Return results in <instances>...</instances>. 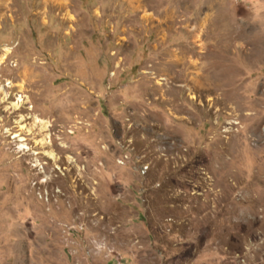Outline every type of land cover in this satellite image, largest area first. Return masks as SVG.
<instances>
[{
	"label": "rangeland",
	"instance_id": "obj_1",
	"mask_svg": "<svg viewBox=\"0 0 264 264\" xmlns=\"http://www.w3.org/2000/svg\"><path fill=\"white\" fill-rule=\"evenodd\" d=\"M0 264H264V0H0Z\"/></svg>",
	"mask_w": 264,
	"mask_h": 264
},
{
	"label": "bare ground",
	"instance_id": "obj_2",
	"mask_svg": "<svg viewBox=\"0 0 264 264\" xmlns=\"http://www.w3.org/2000/svg\"><path fill=\"white\" fill-rule=\"evenodd\" d=\"M172 58V57H171ZM20 100V99H19ZM15 105H17L18 103H14ZM47 126V123L46 122H43V127L45 128ZM23 127H26L25 125H23ZM44 142H47V140H43V142L42 143H44ZM26 146L24 145V144H21L20 146H19V148H25Z\"/></svg>",
	"mask_w": 264,
	"mask_h": 264
}]
</instances>
